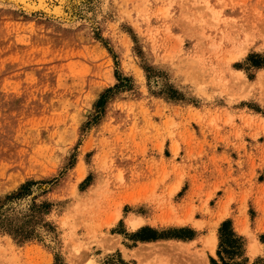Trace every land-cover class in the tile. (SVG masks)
<instances>
[{"label":"rangeland","instance_id":"1","mask_svg":"<svg viewBox=\"0 0 264 264\" xmlns=\"http://www.w3.org/2000/svg\"><path fill=\"white\" fill-rule=\"evenodd\" d=\"M45 1L0 0V264H264V0Z\"/></svg>","mask_w":264,"mask_h":264},{"label":"bare ground","instance_id":"2","mask_svg":"<svg viewBox=\"0 0 264 264\" xmlns=\"http://www.w3.org/2000/svg\"><path fill=\"white\" fill-rule=\"evenodd\" d=\"M25 0H23V2H24ZM33 1H35V2H38V3H41V4H43V3H45L46 1L45 0H32V2ZM28 2V1H27ZM48 2V1H47ZM33 4V3H32ZM41 6V5H40ZM58 11V10H57ZM263 78V77H262ZM131 221V220H130ZM129 221V222H130ZM143 223V221L141 220V219H137V220H135V219H132V221L130 222V225H131V228H137V227H139L141 224ZM129 225V226H130ZM213 247V246H212ZM214 250V249H213ZM214 252V251H213ZM253 253V252H252ZM251 253V254H252Z\"/></svg>","mask_w":264,"mask_h":264},{"label":"trees","instance_id":"3","mask_svg":"<svg viewBox=\"0 0 264 264\" xmlns=\"http://www.w3.org/2000/svg\"><path fill=\"white\" fill-rule=\"evenodd\" d=\"M31 185V184H28V186ZM27 185L26 186H23L21 189L24 190L28 187Z\"/></svg>","mask_w":264,"mask_h":264}]
</instances>
